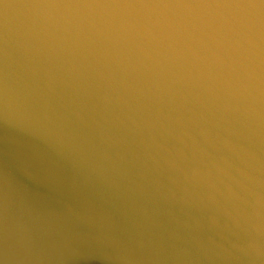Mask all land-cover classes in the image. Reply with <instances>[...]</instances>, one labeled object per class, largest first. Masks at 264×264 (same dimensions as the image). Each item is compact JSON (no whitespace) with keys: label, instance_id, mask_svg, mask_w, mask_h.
Returning a JSON list of instances; mask_svg holds the SVG:
<instances>
[{"label":"clouds","instance_id":"clouds-1","mask_svg":"<svg viewBox=\"0 0 264 264\" xmlns=\"http://www.w3.org/2000/svg\"><path fill=\"white\" fill-rule=\"evenodd\" d=\"M0 264H264V0H0Z\"/></svg>","mask_w":264,"mask_h":264}]
</instances>
